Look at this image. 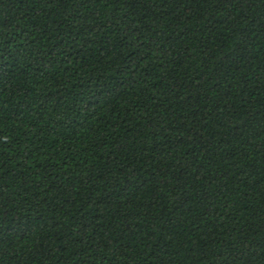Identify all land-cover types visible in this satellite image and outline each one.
Segmentation results:
<instances>
[{
  "label": "trees",
  "instance_id": "16d2710c",
  "mask_svg": "<svg viewBox=\"0 0 264 264\" xmlns=\"http://www.w3.org/2000/svg\"><path fill=\"white\" fill-rule=\"evenodd\" d=\"M0 264H264V0H0Z\"/></svg>",
  "mask_w": 264,
  "mask_h": 264
}]
</instances>
